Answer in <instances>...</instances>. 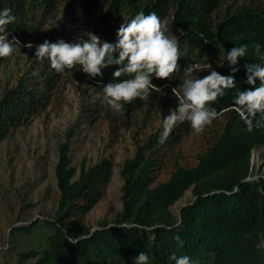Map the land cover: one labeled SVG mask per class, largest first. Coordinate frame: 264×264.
<instances>
[{
  "label": "trees",
  "instance_id": "trees-1",
  "mask_svg": "<svg viewBox=\"0 0 264 264\" xmlns=\"http://www.w3.org/2000/svg\"><path fill=\"white\" fill-rule=\"evenodd\" d=\"M105 1L107 7L93 33L102 42L117 43L121 25L129 23L141 11L145 15L156 13L166 22L168 34L178 38L180 73L171 80L153 76L154 85L178 87L189 65L195 68L193 75L202 78L209 74L210 64L211 70L233 76L236 88L226 90L211 105L218 111L224 110L225 122L214 143L198 156L195 166H179L168 180L156 182L165 155L191 131L188 121L176 125L164 144L159 143L162 130L138 146L120 171L121 210L111 223L99 222L95 228L85 224L82 217L100 200L101 188L110 179L111 161L103 159L87 170L83 165L75 179L70 151L76 131L67 133L58 147L55 178L59 200L53 217L36 219L13 229L31 234L42 224L51 233L20 253L21 261L23 264H135L143 251L150 257L149 264H175L170 260L173 254L189 256L192 264H264V128L248 131L233 105L237 89L251 87L246 83L244 65L264 66V0L259 7L246 6L227 12L216 23L212 15L221 0ZM59 2H68L69 6L61 11ZM96 2L0 0V10L10 8L16 17L7 26L9 40L42 32L45 37L41 44L45 40L55 43L73 38L71 43L81 38L87 40L81 34L74 37L75 24L83 11ZM256 44L260 45V54L255 52ZM242 45H247L248 50L235 66L239 70L233 74L225 56L231 48ZM118 67L103 69L102 78H90L103 88L110 82H118L113 78ZM58 77L47 58L34 57L29 61V69L0 100V140L10 128L43 106L47 91ZM129 78L132 74L126 73L119 80ZM172 102L175 110L176 96ZM261 149L262 165L255 168L252 154ZM189 189L192 200L175 213L171 207Z\"/></svg>",
  "mask_w": 264,
  "mask_h": 264
},
{
  "label": "rangeland",
  "instance_id": "rangeland-1",
  "mask_svg": "<svg viewBox=\"0 0 264 264\" xmlns=\"http://www.w3.org/2000/svg\"><path fill=\"white\" fill-rule=\"evenodd\" d=\"M73 1L83 3L85 0ZM261 1L221 0L213 12V21L216 23L225 13L246 6L259 7ZM67 6L68 2L58 3L61 11ZM106 7L105 0H97L87 11H83L75 24L77 33L74 37L94 33ZM44 37L41 32L17 38L20 41L17 52L11 57L0 58V100L29 69V61L35 57V46L41 44ZM70 40L73 41V38ZM28 43L33 48H27L25 45ZM157 87L162 92L153 91L148 98H137L131 104H125L123 111L116 112L104 99L102 88L95 85L77 65L59 73L58 81L46 93L48 98L43 106L8 130L0 140V264H23L20 253L33 248L51 233L50 228L42 224L36 226L31 234L13 229L27 226L36 219L53 217L59 200L55 178L58 147L73 129L76 134L70 155L76 169L75 179L83 165L87 170L103 159L111 161L109 182L101 188L100 200L82 217V221L93 228L99 222L111 223L121 210L123 181L120 171L125 160L132 158L137 147L151 134L163 130V118L172 110L173 87L170 84ZM224 122L220 116L200 134L191 128L180 143L165 155L156 182L168 180L179 166H195L198 156L220 134ZM261 154L262 149L252 154L251 161L255 168L262 165ZM191 200L189 189L171 209L178 213Z\"/></svg>",
  "mask_w": 264,
  "mask_h": 264
},
{
  "label": "clouds",
  "instance_id": "clouds-1",
  "mask_svg": "<svg viewBox=\"0 0 264 264\" xmlns=\"http://www.w3.org/2000/svg\"><path fill=\"white\" fill-rule=\"evenodd\" d=\"M16 17L12 9L0 10V58L11 57L20 48V41L13 37L9 40L7 26L14 23ZM182 33V30H181ZM87 40L81 38L76 42H66L63 39L52 43L45 40L35 46V57L47 58L50 67L57 73L66 69L81 66L83 73L91 78L101 77L102 70L112 65L119 66L113 73L118 82H110L102 88L103 97L111 109L116 112L124 110L125 104H131L137 98L146 99L150 94L162 92L153 84V76L159 80H171L180 73V44L175 35L168 34L165 21L156 13L145 15L138 13L129 23L121 25L117 32L118 41L113 44L101 41L91 32L84 33ZM33 48L31 43L25 45ZM255 52L260 54V45H254ZM247 45L231 48L225 56L231 65L233 74L239 69L235 66L245 57ZM118 54V58H114ZM264 58V56H262ZM126 62V63H125ZM209 74L202 78L193 75V65L184 69L180 77L181 84L172 88V93L178 100V107L170 110L163 118L159 143L164 144L172 129L178 122L188 121L197 134L203 133L206 127L223 115L224 110H217L211 105L226 94V90L236 88L233 76H223L208 65ZM246 83L251 86L240 91L237 89L233 105L244 120L248 131L254 128H264V66L260 64H245ZM132 74V78L119 80L124 74ZM259 81V86L256 82ZM166 227V226H164ZM175 239L183 244L179 236ZM175 264H192L187 255L170 256ZM150 257L140 252L135 264H149Z\"/></svg>",
  "mask_w": 264,
  "mask_h": 264
}]
</instances>
